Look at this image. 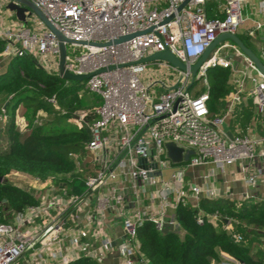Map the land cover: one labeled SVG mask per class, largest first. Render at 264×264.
<instances>
[{
    "label": "built area",
    "instance_id": "built-area-1",
    "mask_svg": "<svg viewBox=\"0 0 264 264\" xmlns=\"http://www.w3.org/2000/svg\"><path fill=\"white\" fill-rule=\"evenodd\" d=\"M10 1L0 0V63L31 57L46 72L63 78L56 35L31 10L19 21L6 8ZM28 1L71 41L64 42V74L88 76L83 91L98 95L100 104L93 107L96 119L91 123L86 121L88 110L71 116L88 126L91 136L83 156L69 155L83 177L33 178L37 203L0 223V264H69L80 256L102 263L111 252L122 264H149L140 251L138 227L150 221L159 232L165 223L177 230L174 213L179 202L196 205L201 198L214 199L215 190L193 183L190 171L238 165L248 188L264 182V75L229 38L213 48L195 73L190 71L220 35L253 39L264 33V21L247 12L252 0ZM260 6L264 9V0ZM2 12L15 20L3 23ZM261 36L257 57L264 66ZM166 50L186 69L166 60L141 62ZM213 67L229 71V92L220 114L210 118L207 71ZM196 80H202L207 91L192 94ZM45 100L57 107L54 97ZM17 114L16 124L23 129L24 119L22 126ZM44 116L40 111L35 123L41 125ZM224 123L232 139L223 132ZM168 143L182 155L192 154L187 161L173 163ZM164 169L174 170L167 181ZM209 218L215 225L218 216ZM117 221L123 237L114 245L106 228ZM197 222L202 223L201 215ZM233 238L241 240L239 235ZM216 264L241 263L222 254Z\"/></svg>",
    "mask_w": 264,
    "mask_h": 264
},
{
    "label": "trees",
    "instance_id": "trees-1",
    "mask_svg": "<svg viewBox=\"0 0 264 264\" xmlns=\"http://www.w3.org/2000/svg\"><path fill=\"white\" fill-rule=\"evenodd\" d=\"M240 39L251 49L248 37ZM3 47L0 41V53ZM0 66V117H6L0 130V223H8L13 213L37 203L33 190L5 180L11 172L40 180L61 181L66 174H71L74 181L83 177L82 172H75L69 155L83 156L84 144L91 136L88 126L80 125L71 116L88 110L86 121L91 123L96 119L93 107L97 104L80 95L83 82L68 81L46 72L31 57L9 58ZM228 75L229 71L221 67L207 71L210 118L220 114L223 108V98L229 92ZM49 97L55 98L57 107L47 103L45 98ZM17 111L24 119L23 129L16 124ZM40 111L45 116L42 124L37 125L35 120ZM85 166L83 162L82 168ZM199 215L201 224L197 222ZM212 215L218 216L215 225L210 222ZM174 218L178 229L165 234L150 221L138 227L140 251L149 264H216L220 261V252L241 264H264L261 243L264 201L201 198L196 205L179 202ZM226 221L233 224L229 233L224 228ZM233 235H239L241 240L236 241ZM69 264L103 263L80 256Z\"/></svg>",
    "mask_w": 264,
    "mask_h": 264
},
{
    "label": "crops",
    "instance_id": "crops-1",
    "mask_svg": "<svg viewBox=\"0 0 264 264\" xmlns=\"http://www.w3.org/2000/svg\"><path fill=\"white\" fill-rule=\"evenodd\" d=\"M260 1L261 0H252L246 9L252 18L264 21V9L260 6ZM2 14L3 23L7 24L9 21L13 20L7 17L4 12H2ZM260 34L262 35L264 33ZM261 35H258L257 38L249 39L251 50L252 52L256 51V53H253L258 57L263 47ZM191 172L190 179L193 183L199 187L212 188L215 190L214 199L229 198L231 200H241L247 195L251 200L264 201V182L259 184L256 188H248L244 183L243 175L238 165L226 167L223 171L215 170L212 165H206L194 169ZM207 175L208 178H206ZM225 225H227L230 230L233 227L231 222H227ZM106 235L111 239L114 245H117L123 237V230L120 222L117 221L114 225H107ZM261 243L264 247V239L261 240ZM253 250H255V246ZM222 254L221 252L219 253L220 257ZM102 263L122 264L115 252L109 253Z\"/></svg>",
    "mask_w": 264,
    "mask_h": 264
},
{
    "label": "water",
    "instance_id": "water-1",
    "mask_svg": "<svg viewBox=\"0 0 264 264\" xmlns=\"http://www.w3.org/2000/svg\"><path fill=\"white\" fill-rule=\"evenodd\" d=\"M18 4V5H17ZM22 5V6H21ZM184 6L182 4L180 6V9ZM6 8L10 12H15V17L21 21H25L24 17V12L27 10H31L57 37L59 40V62H58V71L59 75L63 77V79L68 80V81H74V82H83L85 79L88 78V76H73L69 74H64V62H65V46L64 42L71 43V41L66 40L44 17V15L41 13L39 9H37L30 1L28 0H11ZM141 33H137L135 35H128V36H123L118 39H116L113 43L114 44H119L122 43L126 40H129L133 38L134 36H138ZM226 38L231 39L240 49L241 51L251 60V62L256 66V68L264 75V66L261 62V60L248 48L244 45V43L235 35L231 34H223L220 35L215 42H213L210 47L205 51V53L201 56V58L197 61V63L193 66L190 67V71L195 73L200 65L204 63L213 48L221 41ZM166 60L169 63H171L173 66H176L180 68L181 70H185L186 66L181 63L174 55H172L168 50L162 52V53H155L149 57H146L141 60L142 63H148L152 61H163ZM223 127V132L227 135L229 139H232L231 133L228 130L227 125L224 123L222 125ZM166 149H167V155L168 158L173 162V163H180L181 161H187L189 156L192 154L191 152H187L185 155H182V150L180 148H176L173 144L168 143L166 144ZM157 175H160V172H157ZM2 181V177H0V182ZM173 225L171 223H165L163 225V228L161 230L162 234H165L169 231H173Z\"/></svg>",
    "mask_w": 264,
    "mask_h": 264
},
{
    "label": "rangeland",
    "instance_id": "rangeland-1",
    "mask_svg": "<svg viewBox=\"0 0 264 264\" xmlns=\"http://www.w3.org/2000/svg\"><path fill=\"white\" fill-rule=\"evenodd\" d=\"M14 20L15 18L12 17ZM241 38V36H240ZM220 45H218L217 47H219ZM254 53H256V51H253ZM2 63H5V60L2 61ZM2 66V64H1ZM0 66V67H1ZM207 91V87L203 84L202 80L200 81H195L194 82V88H193V91H192V94L194 95H197V94H200L201 92H205ZM80 95H84V98L86 100H93L94 102H96V104H100V98L98 95L94 94V93H86V92H80ZM249 104H250V101H249ZM2 107V102H0V109ZM245 114H249V109H245L244 110ZM18 118H17V121L19 122V124H21L22 126H24L23 122H22V117L20 116L19 112H18ZM243 120L240 121V123L242 122ZM234 124V121L232 122V125ZM244 125V124H243ZM4 126V121L0 120V130H2ZM173 169H164L162 171V178L167 181L171 174L173 173ZM186 171V170H184ZM187 172V171H186ZM189 172V171H188ZM189 174L191 175L192 172L190 171ZM6 181L10 182V183H13L15 185H19V186H23V187H26V188H29L33 191H35L36 189L34 188V180L32 177L28 176V175H25V174H22V173H18V172H11L9 175L6 176L5 178ZM42 188H44V186H42Z\"/></svg>",
    "mask_w": 264,
    "mask_h": 264
}]
</instances>
